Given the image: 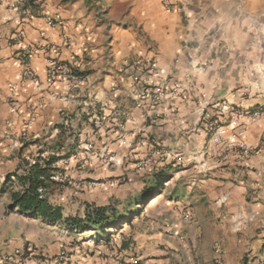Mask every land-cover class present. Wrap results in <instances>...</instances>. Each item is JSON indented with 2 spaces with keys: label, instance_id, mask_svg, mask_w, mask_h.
Here are the masks:
<instances>
[{
  "label": "crops",
  "instance_id": "crops-1",
  "mask_svg": "<svg viewBox=\"0 0 264 264\" xmlns=\"http://www.w3.org/2000/svg\"><path fill=\"white\" fill-rule=\"evenodd\" d=\"M37 2L39 11L58 18L55 26L36 13L0 10V259L23 253L25 264H264V148L241 161L218 163L200 149L205 134L196 126L210 111L207 104L234 89L233 75H249L252 62L264 76V65L255 64L264 57V0ZM16 30L22 37L12 39ZM44 42L61 46V57L83 77L78 87L47 81ZM25 45L33 48L28 64L38 84L19 76L18 50ZM135 56L154 60L170 77L169 87L182 82L189 89L158 105L135 100L129 73L120 71ZM90 136L116 161L143 150L140 136L165 142L170 151L163 165L174 157L182 165L173 163L160 191L136 204L149 203L134 221L107 228L94 240V230L78 232L12 205L10 189H3L8 174L22 172L25 159L55 155L61 157L55 163L60 181L73 172L72 160ZM261 137L264 124L247 134L253 142ZM184 142L186 149L171 151ZM126 161L118 170L130 168ZM106 167L96 170L110 173ZM159 169L130 183L140 188L135 196ZM49 200L69 215L51 193ZM63 249L68 258L57 263Z\"/></svg>",
  "mask_w": 264,
  "mask_h": 264
},
{
  "label": "rangeland",
  "instance_id": "rangeland-1",
  "mask_svg": "<svg viewBox=\"0 0 264 264\" xmlns=\"http://www.w3.org/2000/svg\"><path fill=\"white\" fill-rule=\"evenodd\" d=\"M257 62L264 65V57L260 56L255 64ZM259 73L260 69L257 66L254 68L251 62L249 75H233V80L235 81L234 89L207 104L205 108H210V111H206L204 108L207 115L203 112V118L196 124L197 128H200L202 133L205 134V141L200 149L218 163L225 164L230 162V160L241 161V157L247 158L264 148V137H261L258 142L247 139V134H252L253 130H257L259 126L264 124V76ZM184 81L187 85H190L192 80L190 76H185ZM173 87L177 90L173 91L172 98H176L179 94L189 89V86L188 88L186 87L187 89L183 88L182 82H180V85H174ZM218 126H225L231 132L240 130L244 132L238 141L229 147L226 145L228 141L214 145L210 142V136ZM97 141L98 139L90 136L83 143L80 147L81 150L79 149L81 152L72 160L73 172L67 175L64 173L60 175V184L51 190L53 199L57 202L60 201L65 212L69 215H80L85 204L89 202L95 204L115 203L120 211H124L126 208L132 209L133 206L127 204L126 199L127 197L135 196L140 188L131 184L141 181L144 176L150 175L156 166L159 168L171 166L173 163L176 164L179 158L174 157V161L163 165L165 152H169L170 148L165 145V142H148L144 136H140L137 141L140 146L144 147L143 150L127 153L126 157L116 161V159L112 158V154H109L103 148L104 145L100 148V144ZM132 143L129 142L127 147H131ZM186 143H189V140H186ZM186 143L184 142L182 146L174 147L171 151L174 154H178L182 151L181 148L186 149L184 146ZM193 149L196 150V147L193 146ZM125 158H127L125 165H130V168L127 171H120L117 167L125 162ZM103 164H106V168L110 173L103 174L97 171ZM181 165L182 163L176 164V166ZM136 170L143 175L136 178L135 176L139 174ZM131 171L136 174H128ZM89 182L96 183V186L92 188L82 187L83 184ZM148 204L139 205V211H136L129 219L134 221L136 214L143 211Z\"/></svg>",
  "mask_w": 264,
  "mask_h": 264
},
{
  "label": "built area",
  "instance_id": "built-area-1",
  "mask_svg": "<svg viewBox=\"0 0 264 264\" xmlns=\"http://www.w3.org/2000/svg\"><path fill=\"white\" fill-rule=\"evenodd\" d=\"M170 6V4H168ZM6 6L12 11L19 13L21 16H27L30 13H36L41 16L49 26H55L59 20L56 16L39 11L37 0H0L1 7ZM22 37V31L16 30L11 34L12 39H19ZM64 43H69L68 37H64ZM43 49L46 52V73L47 81L54 82L56 80L64 81L71 87H78L83 77L78 74L74 68V64L71 61L65 60L61 57L62 48L59 45L44 42ZM18 60L20 61L21 70L19 76L22 80H31L33 83L38 84V77L29 66L28 60L33 54V48L30 45L22 46L18 50ZM121 72H128L133 87L135 88L134 98L139 102L147 101L148 105H158L166 98L173 97V91L177 90L174 87H169V76H165L161 73V70L156 65L155 61L149 58H143L141 56H135L130 60H125L120 66ZM11 91L13 94L17 91V86L12 85ZM11 110L14 112L17 109V100L11 96L7 100ZM26 129L23 134H27V127L31 124V119L27 120ZM95 126L100 127L102 125V119L97 118L94 121ZM243 130L238 132H231L229 128L225 126H218L214 133L210 136V142L214 145L223 144L227 142V147L233 145L242 136ZM244 146L243 143H241ZM166 185V183H165ZM96 186V183L89 182L83 184L84 188H92ZM92 233V231H91ZM96 238L95 233H92L91 240ZM120 235L117 239H120ZM58 262L63 263L68 258V253L63 249L58 253ZM26 257L23 253L14 255H4L0 259V264H25ZM136 263V260L133 262ZM220 264L221 262L218 261Z\"/></svg>",
  "mask_w": 264,
  "mask_h": 264
},
{
  "label": "trees",
  "instance_id": "trees-1",
  "mask_svg": "<svg viewBox=\"0 0 264 264\" xmlns=\"http://www.w3.org/2000/svg\"><path fill=\"white\" fill-rule=\"evenodd\" d=\"M56 144L58 145V143ZM60 158L55 155L42 157L41 154H38L32 162L25 159L22 172L8 174L3 189H10L12 205L20 211L36 214L49 223L62 222L68 228L78 232L94 230L96 238L105 233L107 228L129 221V218L139 210L136 208V204H143L160 191L169 177L168 170L171 169L170 166H164L153 174L152 179L141 193L135 196L132 201L128 200L127 204L133 206L132 209L126 208L124 211H120L115 203L107 205L86 203L82 215L65 216L62 206L49 200L53 187L60 184V181L55 179L60 172L55 163ZM14 184L20 188L12 189Z\"/></svg>",
  "mask_w": 264,
  "mask_h": 264
}]
</instances>
